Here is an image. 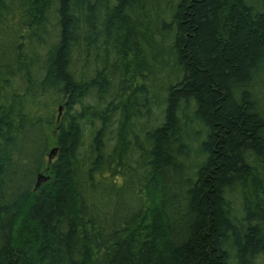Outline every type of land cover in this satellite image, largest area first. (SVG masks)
<instances>
[{"label":"trees","instance_id":"1","mask_svg":"<svg viewBox=\"0 0 264 264\" xmlns=\"http://www.w3.org/2000/svg\"><path fill=\"white\" fill-rule=\"evenodd\" d=\"M0 264H264V0H0Z\"/></svg>","mask_w":264,"mask_h":264},{"label":"water","instance_id":"2","mask_svg":"<svg viewBox=\"0 0 264 264\" xmlns=\"http://www.w3.org/2000/svg\"><path fill=\"white\" fill-rule=\"evenodd\" d=\"M56 151H57V148H53L52 151H51V153H50V156H52L53 154H55ZM41 179H42V177L39 178V183H40Z\"/></svg>","mask_w":264,"mask_h":264},{"label":"rangeland","instance_id":"3","mask_svg":"<svg viewBox=\"0 0 264 264\" xmlns=\"http://www.w3.org/2000/svg\"><path fill=\"white\" fill-rule=\"evenodd\" d=\"M54 147L52 146L51 148H50V150L52 151V149H53ZM51 151H50V153H51ZM49 152V151H48Z\"/></svg>","mask_w":264,"mask_h":264}]
</instances>
